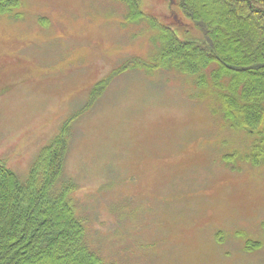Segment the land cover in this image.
Listing matches in <instances>:
<instances>
[{
  "label": "rangeland",
  "instance_id": "374dc122",
  "mask_svg": "<svg viewBox=\"0 0 264 264\" xmlns=\"http://www.w3.org/2000/svg\"><path fill=\"white\" fill-rule=\"evenodd\" d=\"M140 4L180 40L201 38L177 0ZM159 34L118 0H18L0 14V163L25 183L69 126L61 180L104 264H264V164L246 161L250 138L214 93L134 66Z\"/></svg>",
  "mask_w": 264,
  "mask_h": 264
},
{
  "label": "trees",
  "instance_id": "16d2710c",
  "mask_svg": "<svg viewBox=\"0 0 264 264\" xmlns=\"http://www.w3.org/2000/svg\"><path fill=\"white\" fill-rule=\"evenodd\" d=\"M118 1L129 22L147 20L160 28L159 51L150 63L134 66L172 69L214 93L223 122L250 138L246 161L264 164V0H177L201 34L188 41L144 14L141 0ZM17 6L18 0H0V14ZM104 84L93 88L91 99ZM62 128L25 183L0 163V264H104L88 245L72 203L75 183L61 180L69 126Z\"/></svg>",
  "mask_w": 264,
  "mask_h": 264
}]
</instances>
